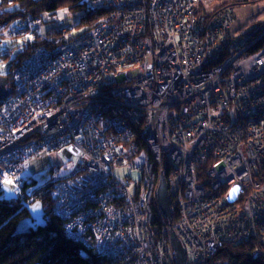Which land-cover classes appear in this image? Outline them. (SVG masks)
<instances>
[{"label":"clouds","instance_id":"1","mask_svg":"<svg viewBox=\"0 0 264 264\" xmlns=\"http://www.w3.org/2000/svg\"><path fill=\"white\" fill-rule=\"evenodd\" d=\"M29 3L44 6L33 10L29 8ZM132 3L133 0H78V5L74 6L73 0H54L53 7L50 0H0V21H6L0 23V51L6 50V58L0 55V79L7 78L6 66L15 59L17 53L23 51L25 46L37 37L54 38L56 43L60 44L61 38L76 36L82 32L85 36L90 33L92 38L102 35L101 29L109 26L110 18L104 16L92 22H86L87 12H96L103 8L114 9L111 12V21L116 27V32L112 39L121 30L132 32L135 36L140 31L137 22L143 21L145 10L139 9L125 14L124 9ZM151 3L156 5L157 0H151ZM201 3L208 11L212 10L210 0H182V7L184 11L194 10L199 8ZM226 3L233 6L235 15V19L229 16L227 27L234 29L238 24L250 26L264 22V0H226ZM76 6L79 8L86 6V11L75 10ZM168 11L170 9L163 10L164 26L157 27L154 35L157 39H161L162 34L167 33L168 43L175 44L176 26L166 14ZM122 16L124 22L120 25L118 21ZM151 16L153 20L158 19L156 11L151 12ZM187 19L194 22L196 17L189 12ZM179 27L186 33L191 24H181ZM46 30L49 33L61 30L63 37H50L46 35ZM185 39H189L187 35ZM106 42L95 39L97 48ZM150 44L151 39H143L137 48H133L131 43L123 47L122 60L113 56L109 61L102 62L105 75L116 76L119 72L137 69L144 72L151 69L152 53L143 54L140 58L141 46ZM183 55L185 66L181 74L188 79L189 73L199 67L202 56L189 58L187 44ZM259 55L257 53L247 58L237 59L236 67L242 68L247 73L253 65H264V57L258 59ZM88 56L89 52L85 51L80 59L86 61ZM133 58H136L137 62L129 66L128 60ZM122 62L124 66H121ZM61 67H70L75 71V66L70 64H61ZM109 68L112 69L111 72ZM58 71L44 76L43 80L53 81ZM219 72L220 69H217L207 77L205 83L198 84L187 91H198L207 83H216ZM36 83V92H29L21 99L13 98L12 111L16 112L20 109L16 112L19 118L15 123L8 119L10 113L7 108L0 107V207L12 209L6 221L0 217V231L6 230L13 221H16L8 238L11 242L8 246L22 249L30 237H38V242L43 243L45 238L53 241L62 236L66 241L77 246L76 258L83 264H91L93 257H96L100 264H104L105 261L116 264V261L128 258V252L133 250L139 258L137 264H155L157 256L163 261L166 258L163 243L159 248H155L154 242L149 239L147 224L152 219V197L154 194L159 197L165 190V180L163 173L158 179L151 175L148 153L136 147L132 129L119 121L111 119L105 121L98 115L99 123L95 128L88 126L87 137L81 133L71 139L60 133L59 125L52 130L56 135H52L47 131L49 128L47 118L55 116L60 109L52 102L41 98L38 94L40 81ZM141 88L147 91L143 89V86ZM166 91V88H162L161 95H164ZM97 94L94 87H86L81 91L82 98ZM244 94L243 91L240 92V95ZM139 96L140 93L137 92L135 98L128 102L135 106L136 98ZM32 97L36 99L33 100ZM197 105L203 106L199 115L207 117L198 120L197 127L202 126L200 131L178 130L179 135L175 138L169 137L166 131H158L161 137L160 144L152 140L148 141L158 161L162 162L161 145L167 147L179 141V149L182 153L187 155L192 152L193 146L197 144L201 136L209 131L214 132L218 128V121H214L212 117H221L223 109H227L230 116L235 118V106H229L227 101H222L221 106L214 108L210 105L207 94H204L203 99H197L194 104L185 107L183 111L190 113ZM156 108L158 104L149 108L147 114L148 123L154 127L157 126L153 118ZM166 116L167 110H164L158 118L159 121L167 123ZM138 120L139 113H136L133 116V122L137 123ZM108 126L113 127L121 135H106ZM252 131L259 135L258 129H252ZM29 133L33 136L39 134V138L35 140L28 138L25 142ZM229 140L227 150L217 151L211 162L204 161V166L207 168L205 175L213 178L211 188L217 194L220 204L242 207L247 216L252 217L253 202L264 197V176H260L259 180L256 179L260 172L258 161L261 157L251 145L244 144L243 147H236L238 141L231 137ZM91 141H98V144L94 145ZM254 143H260V141L257 140ZM230 152L235 154V159L229 154ZM172 159L179 162L175 156ZM86 161L89 163L86 164ZM254 169L256 176H254ZM237 170H241L243 174H239ZM191 172L190 190L181 192L182 208L185 205V197L200 204L204 196L203 188L197 189L199 181L196 178V164L192 165ZM184 175L185 168L181 166L179 172H174L168 182L175 186L177 177ZM110 176L113 177L111 183H109ZM154 182L158 189L155 193L152 191ZM141 184L145 187H139ZM249 189H254L251 195L248 194ZM245 197L247 198L244 199ZM217 207L219 204L208 203L196 209L188 206L184 208L182 217L177 222L176 227L183 229L185 238L189 235V228L201 235V239L193 242L188 250V257L195 264H205L201 254L208 260L214 261L218 251L217 236L213 234L205 239L202 231L211 232L222 219L230 223L227 215L222 218L215 210ZM202 209L208 211L199 220L188 219L189 212H199ZM125 222L134 223L137 227H129L125 230L123 228ZM223 226L224 224L221 223V227ZM52 228L56 230L53 231ZM225 243L238 246L242 241L238 239L237 234H234L219 243V247H223ZM260 258V251L257 249L252 259Z\"/></svg>","mask_w":264,"mask_h":264},{"label":"built area","instance_id":"2","mask_svg":"<svg viewBox=\"0 0 264 264\" xmlns=\"http://www.w3.org/2000/svg\"><path fill=\"white\" fill-rule=\"evenodd\" d=\"M103 9L110 10L109 26L102 28L103 34L96 38H92L90 33L87 36L85 33H79L76 36L61 38L63 37L61 30H56L53 33L46 32V35L50 37L61 38L60 44L56 43V39L49 38L45 39L48 41V45H41L34 49L17 69L13 80L14 89L9 96L0 100V107L7 108L10 113L8 119L15 123L19 118L16 112H19L20 109H17L16 112L12 111L13 98L21 99L29 92H36V82L40 81L38 94L42 99L52 102L55 107L60 109L55 116L47 118L49 122L47 131L52 135H56L52 130L59 125L60 133L71 139L81 133L87 137L88 126L95 128L99 123L98 115L105 121L111 119L127 124L132 129L136 147L148 153V164L152 169L151 175L158 179L159 175L165 172L164 178L168 194L171 203L173 202L177 209V222L181 219L184 208L188 206L196 209L202 208L204 203L219 204L215 210L222 218L227 215L230 223L222 219L211 232L202 231L203 237L206 239L215 234L218 240V249L221 248L219 243L234 234L238 235L240 241L250 237L256 239L259 237L260 239H257L260 244L259 251L263 255L264 197L253 202L252 217H248L242 207L220 204L217 194L211 188L213 178L205 175L207 168L204 166V161L211 162L217 151L227 150L230 144L229 137H231L238 141L236 147L248 144L257 150V155L261 157L258 161L260 172L259 176H256L254 169V176L257 180L260 176H264V65H253L247 73L242 68L236 67L237 59L247 58L257 53L260 54L258 59L264 57V22L251 24L243 31L235 30L227 27L229 16L233 18L234 15L233 6L227 3L214 9L213 14H209L202 8L184 11L182 0H157L156 5H152L151 0H133V3L124 9V13L135 12L139 9L145 10L143 21L137 22L140 31L134 36L132 32L121 30L112 39L116 32V27L111 21V12L114 9ZM164 9H170L166 14L171 18L172 24L176 26L175 44L168 43L167 33L162 34L161 39H157L154 35L157 27L164 26ZM153 11L158 13L156 20L152 19L151 12ZM189 12L196 17L194 22L187 19ZM123 22L124 17L122 16L118 23L122 25ZM189 23L191 27L187 28L185 33L179 26ZM97 27L100 26L97 25ZM235 32L240 34L235 35ZM185 35L189 39L186 40ZM97 38L107 42L97 48L95 44ZM143 39H151V44L141 46L140 58L143 54L152 53L151 69L144 72L138 69L129 70L138 72L133 78L126 75L129 71L119 72L116 76L105 75L103 61H109L113 56L122 60V48L130 43L133 48H137ZM192 41H196V43H192ZM186 44L188 45L189 58L202 56L199 67L189 73L188 79H185L181 74V70L185 66L183 51ZM94 49L95 51H93ZM85 51L89 52L86 61L80 59L81 54ZM129 56H133V54H129ZM123 59H128V57H123ZM136 62V58L128 60L129 66ZM61 64L73 65L75 71L70 67L62 68ZM121 66H124L123 62ZM81 69H83V74H81ZM217 69H220V72L216 83H207L203 89L198 91H187L189 88L205 83L207 77ZM57 70H59L58 75L53 81L43 80L44 76ZM111 70L109 68V72ZM141 86L147 91L142 90ZM86 87H94L98 94L82 98L81 91ZM162 88L167 89L164 95H161ZM241 91L245 94L240 95ZM137 92L140 93V96L136 98V104L133 106L128 101L135 98ZM204 94L208 95L209 103L214 108L221 106L222 101H227L229 106H235V118L230 116L227 109H223L221 117H212L214 121H218V128L214 132L209 131L201 136L197 144L193 146L192 152L187 155L182 153L179 149V141L171 143L167 147L161 145L162 162L158 161L155 153L151 151L148 141L152 140L156 144H160L161 137L158 135V131H166L167 135L173 138L179 135L178 130L200 131L202 126L197 127L198 120L207 118L199 115L203 106H195L190 113H185L183 109L194 104L197 99H203ZM32 99L35 100L36 97H32ZM156 104H158V108L154 111L153 118L157 122V126L154 127L148 123L147 114L148 109ZM164 110H167V123L158 119ZM136 113H139V120L134 123L133 116ZM252 129H258L259 135ZM106 135L117 136L121 133H117L113 127L108 126ZM28 138L38 139L39 134L33 136L32 133H29L25 142ZM257 140L260 143H254ZM91 143L95 145L98 144V141H91ZM229 154L235 159L234 153L230 152ZM173 156L177 157L178 163L172 159ZM193 164L197 165L196 178L199 181L197 189L203 188L204 196L200 204L185 197V205L182 208L181 192L190 190ZM181 166L185 168V175L178 176L177 183L173 186L168 181L174 172H179ZM237 171L239 174H243L241 170ZM112 179L113 177L110 176L109 183L112 182ZM139 187L143 188L145 185L141 184ZM156 190L154 182L152 191L155 193ZM253 191L254 189H249L248 194L251 195ZM89 207L91 209V206ZM207 211V209H202L199 212L193 211L189 212L187 216L190 221H197ZM151 215V222L147 224L149 239L154 242L155 248H159L163 243V252L166 257L161 261L157 256L155 264H173L170 227L164 225L165 219L159 212L155 194L151 200ZM177 222L172 228L184 247L186 264H195L188 257V250L193 242L201 239V235L189 228V235L185 238L183 229L176 227ZM221 223L224 224L223 227H221ZM129 227L137 226L128 222L123 224L125 230ZM197 246L199 247V245ZM256 251H253L252 257ZM201 258L205 260V264H212L211 260L203 257V254H201ZM138 259L133 250L128 252V258L118 260L116 264H137Z\"/></svg>","mask_w":264,"mask_h":264},{"label":"trees","instance_id":"3","mask_svg":"<svg viewBox=\"0 0 264 264\" xmlns=\"http://www.w3.org/2000/svg\"><path fill=\"white\" fill-rule=\"evenodd\" d=\"M54 7V0H50ZM74 6L78 5V0H73ZM44 5H36L29 3V8L35 10L37 7H43ZM77 11H86L85 8L75 7ZM110 10L99 9L96 12H87L85 16L86 22H92L101 17L108 16ZM6 21H0L3 23ZM41 45H48V41L37 37L31 43L29 42L21 53L15 56V59L11 61L8 68L7 87L13 90V80L17 69L22 62L31 55L35 48ZM6 58V54H2ZM165 176V172L163 173ZM12 209L7 207H0V217L5 221L9 217ZM177 222V209L174 203H171V214L168 220H164V225L167 227H174ZM16 221L12 222V225L6 230L0 231V264H83L76 258V245H73L70 241H66L62 236L57 240L48 241L45 238V242H38V237H30L27 244L21 249L16 247H9V236L11 235L12 227ZM51 230L55 231V228ZM62 230V229H60ZM253 249V243L248 241L238 246L224 245L218 249L215 260L212 264H264V254L259 260H253L251 257V251ZM91 264H100L96 257L92 258ZM104 264H110L105 261Z\"/></svg>","mask_w":264,"mask_h":264},{"label":"water","instance_id":"4","mask_svg":"<svg viewBox=\"0 0 264 264\" xmlns=\"http://www.w3.org/2000/svg\"><path fill=\"white\" fill-rule=\"evenodd\" d=\"M7 87V78L0 79V100L10 94ZM165 180V178H164ZM158 191V189L156 190ZM159 212L161 216L168 220L171 214V198L168 194V187L165 181V190L159 197L156 196ZM170 244L173 251L174 264H186V253L172 227H170Z\"/></svg>","mask_w":264,"mask_h":264},{"label":"rangeland","instance_id":"5","mask_svg":"<svg viewBox=\"0 0 264 264\" xmlns=\"http://www.w3.org/2000/svg\"><path fill=\"white\" fill-rule=\"evenodd\" d=\"M226 3V0H210V6H211V9H216V8H218V7H221V6H223L224 4ZM204 7V6H203ZM205 12H209L208 11V9H206V8H202ZM213 9V10H214ZM46 32H47V30H46ZM83 33V32H82ZM32 42V41H31ZM30 42V43H31ZM22 52V51H21ZM21 52H19V53H21ZM3 53H5L6 54V50H3V51H0V55H2ZM18 54V53H17ZM16 54V55H17ZM10 63H11V61L9 62V64L6 66V72L8 71V68H9V66H10ZM138 74V72L137 71H129V72H127L126 73V75L129 77V78H133L134 76H136ZM13 89H14V86H13ZM10 91H12V90H10ZM11 93V92H10ZM9 96V95H8ZM6 98V97H5ZM178 240H179V238H178ZM180 241V240H179ZM182 245V244H181ZM182 247H183V245H182ZM184 248V247H183ZM172 260H173V263H174V259L172 258Z\"/></svg>","mask_w":264,"mask_h":264},{"label":"bare ground","instance_id":"6","mask_svg":"<svg viewBox=\"0 0 264 264\" xmlns=\"http://www.w3.org/2000/svg\"><path fill=\"white\" fill-rule=\"evenodd\" d=\"M203 6H204L203 3H201L199 8H204ZM214 12H215V11L211 10V11H209V14H213ZM233 19H235V15H233ZM248 27H249V26H244V27H241V29L246 30ZM169 235H170V234H169ZM248 241H250V242L253 243V249H252V251H251V257H252V253H253V251H255V250H257V249H260V244H259V241H258L256 238H254V237H250V238H248V239H246V240H243L242 243H240L239 245L244 244L245 242H248ZM232 246H236V245H232ZM261 256H262V254H260V257H261ZM173 264H174V263H173Z\"/></svg>","mask_w":264,"mask_h":264},{"label":"crops","instance_id":"7","mask_svg":"<svg viewBox=\"0 0 264 264\" xmlns=\"http://www.w3.org/2000/svg\"><path fill=\"white\" fill-rule=\"evenodd\" d=\"M213 9H214V8H213ZM213 9H212V10H213ZM244 26H245V25H243V24H238V26L235 27L234 29H235V30H239V29H241V27H244Z\"/></svg>","mask_w":264,"mask_h":264},{"label":"snow or ice","instance_id":"8","mask_svg":"<svg viewBox=\"0 0 264 264\" xmlns=\"http://www.w3.org/2000/svg\"><path fill=\"white\" fill-rule=\"evenodd\" d=\"M10 183V181H8Z\"/></svg>","mask_w":264,"mask_h":264}]
</instances>
